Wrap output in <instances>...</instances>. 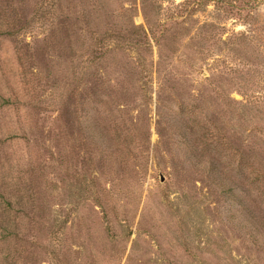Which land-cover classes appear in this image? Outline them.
<instances>
[{"label":"rangeland","instance_id":"obj_1","mask_svg":"<svg viewBox=\"0 0 264 264\" xmlns=\"http://www.w3.org/2000/svg\"><path fill=\"white\" fill-rule=\"evenodd\" d=\"M0 264H264V0H0Z\"/></svg>","mask_w":264,"mask_h":264}]
</instances>
